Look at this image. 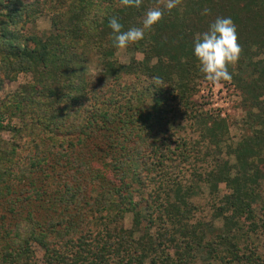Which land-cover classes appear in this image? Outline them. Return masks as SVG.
<instances>
[{"label": "trees", "instance_id": "16d2710c", "mask_svg": "<svg viewBox=\"0 0 264 264\" xmlns=\"http://www.w3.org/2000/svg\"><path fill=\"white\" fill-rule=\"evenodd\" d=\"M164 2L0 0V88L31 76L0 104V264H35V246L45 264H264V0H179L120 63L108 18L126 31ZM40 16L48 32L32 31ZM217 16L237 26L228 70L253 123L235 144L226 118L195 98L205 78L193 40ZM91 50L95 80L75 67ZM182 162L220 227L193 220L196 184L171 176Z\"/></svg>", "mask_w": 264, "mask_h": 264}, {"label": "rangeland", "instance_id": "374dc122", "mask_svg": "<svg viewBox=\"0 0 264 264\" xmlns=\"http://www.w3.org/2000/svg\"><path fill=\"white\" fill-rule=\"evenodd\" d=\"M49 28L50 19L48 16L38 17L35 25L31 26L32 31L41 33L48 32ZM131 55L132 52L127 48H118L115 52V57L122 64L128 63ZM134 56L140 58L141 53L137 52ZM84 58V62H78L75 64L77 71L91 80H95L100 76L103 77L101 58L99 57V54L96 51L91 50L87 54H84ZM30 79L31 76L29 73H19L15 80L4 79L2 87L0 88V104L3 100L9 98L11 94L22 91L25 84H27ZM198 88L199 91L197 92L195 98L198 100L199 105L207 111L220 112V114L226 118L231 134L230 141L232 144H235L242 135L250 133L253 123L252 121L247 120L249 106L243 102L240 90L237 89L230 80L212 83L206 79H202L198 83ZM254 112H256V110H254ZM6 117L9 119L8 116ZM7 118L4 120L7 121ZM17 121L18 120L16 118L11 119L12 123H16ZM181 133L191 142H194L198 136L190 125H186L185 128L181 129ZM3 135L7 136V133H3ZM218 156L220 160H227L229 162L234 161V157L232 155L222 153ZM209 162L212 161L209 160ZM206 165L207 162H203V166L198 167V169L204 170ZM191 170V165L187 162H182L179 169H173L171 171V176L179 178L185 186L191 183L196 184L194 192H191L187 197V200L192 202L191 211L193 214V220L198 219L201 221H207L208 223L213 224V228H218L221 226V221L213 216V201L211 200L208 187L203 183H197L195 177L191 173ZM219 189L221 194L228 191V189L222 184ZM131 220L132 215L129 213L125 216L124 227L130 228L132 226ZM211 234L212 233L210 232L208 236H211ZM35 251L37 256L35 264H45L42 249L35 246ZM195 264H201V261L197 260Z\"/></svg>", "mask_w": 264, "mask_h": 264}, {"label": "clouds", "instance_id": "9594fccd", "mask_svg": "<svg viewBox=\"0 0 264 264\" xmlns=\"http://www.w3.org/2000/svg\"><path fill=\"white\" fill-rule=\"evenodd\" d=\"M179 0H165L163 8H152L145 12L142 26L122 30L123 25L116 16L108 18V26L113 34V46L126 48L130 43L142 40L145 29H150L161 20L165 10H172ZM124 7H139L141 0H120ZM204 8L202 15L208 14ZM241 45L238 40L237 26L230 16H217L208 24L205 31L193 40L192 54L198 61V69L209 82L231 80L229 65H234L240 56ZM158 80V77H153Z\"/></svg>", "mask_w": 264, "mask_h": 264}]
</instances>
